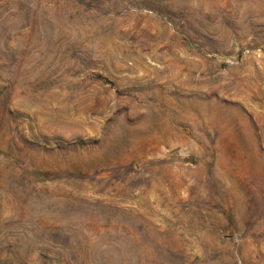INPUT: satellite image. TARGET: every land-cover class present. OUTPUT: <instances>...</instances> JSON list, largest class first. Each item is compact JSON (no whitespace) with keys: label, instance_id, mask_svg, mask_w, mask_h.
I'll return each mask as SVG.
<instances>
[{"label":"rangeland","instance_id":"374dc122","mask_svg":"<svg viewBox=\"0 0 264 264\" xmlns=\"http://www.w3.org/2000/svg\"><path fill=\"white\" fill-rule=\"evenodd\" d=\"M0 264H264V0H0Z\"/></svg>","mask_w":264,"mask_h":264}]
</instances>
